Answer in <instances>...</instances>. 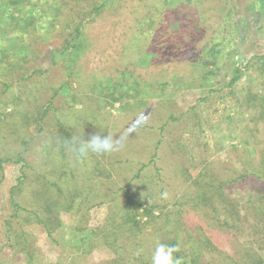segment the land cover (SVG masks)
Listing matches in <instances>:
<instances>
[{
  "label": "rangeland",
  "instance_id": "rangeland-1",
  "mask_svg": "<svg viewBox=\"0 0 264 264\" xmlns=\"http://www.w3.org/2000/svg\"><path fill=\"white\" fill-rule=\"evenodd\" d=\"M143 2L152 13L150 26L142 23ZM181 2L134 0L137 7L131 4L128 10L139 8L138 13L109 10L89 21L86 51L71 73L59 60L24 79L31 67L43 69L44 59L20 68L0 63V248L18 223L28 238L40 242L33 262L23 255L12 260L0 251V264H152L157 244L171 241L180 262L197 254L193 250L200 264H211L213 258L231 264L227 257L241 262L245 246L264 261V229L246 221V197L255 184L246 172L251 174L264 158V118L259 116L264 6L255 0H226L223 22V14L211 7L213 0H202L201 16L207 19L192 35L187 28L178 30ZM173 30L174 35L167 34ZM50 36V42L40 35L24 41L33 37L43 53L62 40ZM213 43L222 57L214 59L202 50ZM5 47L16 60L18 52L31 58L17 43ZM119 80L124 86H113ZM54 92L53 102L46 104ZM137 116L145 122L120 151L77 158L70 150L73 137L118 136ZM47 145L52 146L51 167L40 173ZM20 152L27 165L14 161ZM48 176L49 189L42 181ZM11 188L21 204L19 213L36 208L45 217L43 201L54 196L62 220L58 230L48 236L42 224L14 217ZM70 198L73 214L67 221L61 212ZM145 208L150 215L145 216ZM73 226L77 235H71ZM206 240L216 252L206 250Z\"/></svg>",
  "mask_w": 264,
  "mask_h": 264
},
{
  "label": "trees",
  "instance_id": "trees-1",
  "mask_svg": "<svg viewBox=\"0 0 264 264\" xmlns=\"http://www.w3.org/2000/svg\"><path fill=\"white\" fill-rule=\"evenodd\" d=\"M202 0H184L180 3L181 7H178L179 10L177 16L180 17L178 19V23H180L182 26H180L178 23V30L182 29H189L193 34L196 33V28L198 30L202 28L205 23L203 22L204 19H207V16L203 17L201 16L203 14L199 3ZM258 1L261 5L264 6V0H255ZM166 3V1H164ZM131 4H134L136 7V4H139L136 2L134 3V0H0V54H3V57L0 58V63L6 64L11 67L20 68L23 66V64L28 63L30 60L37 62V60H43L45 62V67L41 69L39 66H33L30 68V72L23 76L24 79L29 78L31 79V76H37L45 71H47L48 66H52L60 62H63V67L66 71L72 72L75 68L76 62L80 59V57L85 53L86 47L88 45L87 43V34L85 33L86 24L95 19L98 16H104L107 15V11H113L115 13H122L126 10L138 13V10H128V7L131 6ZM211 4V3H210ZM210 4L204 5L207 6V8H210ZM215 5L219 12L223 14V22L226 21L228 17V13L226 11V0H213L212 5ZM147 3L142 4L141 10H142V17L144 19L142 20V23L144 25L150 26L153 22L152 16H150L151 11L147 8ZM169 9V8H168ZM156 10V9H154ZM201 10V11H200ZM184 15V18H182ZM201 16V17H200ZM216 16V15H215ZM216 18V17H214ZM4 20V22L2 21ZM69 19V20H67ZM202 20V21H201ZM222 27V26H221ZM261 27H264V19L261 24ZM151 29V28H150ZM205 29V28H204ZM202 29L201 33L204 32ZM177 30V31H178ZM51 33L56 34V38H62L59 44L54 43L51 48H48L43 51V53L36 49L33 45L36 43L35 39L32 37L30 41L25 42L24 38L28 37L29 35H40L41 38L49 41V39L52 37L50 36ZM158 34H164L165 32H162L160 29L157 30ZM167 34L174 35L175 32L168 31ZM27 35V36H26ZM7 40H5V38ZM210 37V36H209ZM3 39L5 40V44H2ZM50 42V41H49ZM17 43V45H21L24 47L22 51H26L30 53L31 58H26V53L23 55H18V53H15V58L11 55H6V50H9V48L5 47L2 49L4 45L8 46L9 44L13 45ZM41 43V42H40ZM218 43V42H217ZM217 43H213L211 45L205 44L203 46V51L205 53H208L210 56L214 57V59H217V57H222L224 54L221 53V49L217 48ZM52 45V44H51ZM39 47V46H38ZM227 54H230V51L225 50ZM237 49L234 48L232 53H236ZM42 53V54H41ZM43 55V57L41 56ZM47 56L48 58H44ZM257 56V55H256ZM264 57V56H262ZM262 57H259L260 59H263ZM199 63H197L198 66ZM196 67V63L193 64L192 67ZM237 72L238 69H235ZM264 70V66H263ZM120 74V78L123 77L125 74L123 71L117 70ZM76 76L78 75V71L74 72ZM210 75V72L208 73ZM239 75H234L229 83H232L237 79ZM23 78L20 79V81L24 80ZM205 78V76H204ZM137 84L136 82H134ZM148 86L149 84H146ZM113 86H124L123 82L119 80V82L114 83ZM130 86V84H129ZM135 86V85H134ZM130 88H132L130 86ZM133 89H136L133 87ZM59 89V87L57 88ZM55 96V92L48 98L47 103H52L53 98ZM76 99V98H75ZM74 99V100H75ZM113 99H117L114 97ZM264 101V98H262V103ZM261 104V103H260ZM262 109L259 112V116L264 118V103L262 104ZM40 118V117H39ZM23 141V140H22ZM24 144V142H22ZM51 145H47L43 148L44 157L47 158V160L44 161V170L40 173H44L51 167L50 162V154H51ZM264 149H262V152ZM63 153L65 155V151L63 149ZM63 155V157H65ZM25 155L22 154V152L18 153L16 162L21 161L25 165L27 163L24 160ZM4 161L2 157H0V163ZM262 163L258 165L256 169H253L250 171L251 175L254 176L253 179H249L251 182V185L253 182L255 184L253 185L254 189L249 190V194L246 197V221H253L256 225L257 229H261L260 232L264 229V158L262 157ZM50 162V164H49ZM65 162V161H64ZM49 164V166H48ZM66 165V169H65ZM64 166L65 171L68 170L67 164L63 163L62 167ZM48 167V169H47ZM51 173H53L51 171ZM22 177L27 176L26 172H21ZM33 177V176H32ZM36 179V177H33ZM45 178V177H44ZM22 180V178H21ZM45 184V187L47 189L50 188V185H52V180L48 178H45V180H42ZM196 181V180H195ZM20 183H23L20 181ZM19 183V184H20ZM207 186H210L209 184ZM18 187V186H17ZM220 188V187H219ZM221 189V188H220ZM21 192V191H20ZM12 188L10 190V198L13 200V211L14 217H18L21 220H23L26 223L30 222H36L43 225V228L48 236H51L53 231H57L58 228L62 224L60 216H58V211L55 209V205H53V199L52 200L46 199L43 202L47 201L43 207L45 217H41L40 212L36 210V208H32V210H26L23 209V212L19 213L18 210L21 209V204L19 201L15 200L13 197ZM70 197V196H68ZM222 198L221 194L219 193V199ZM223 199V198H222ZM73 200V198H70L67 204V207L63 208L64 210L61 213L66 214L67 221H70V218L72 216V210L68 205H70V202ZM40 201V200H39ZM225 202L226 199L220 200V202ZM67 203V201H66ZM32 204V203H31ZM35 206V205H32ZM40 206V205H38ZM50 207V208H48ZM51 210V211H50ZM28 212V213H27ZM27 213V214H26ZM143 213L146 215H150L151 210L148 208L143 209ZM128 212H125V215H127ZM132 216V215H130ZM129 216V217H130ZM134 217V216H133ZM132 217V218H133ZM40 227V225H39ZM74 227V226H73ZM70 228L71 235H77L78 228L75 226L74 228ZM12 233L13 236L11 238L9 237L8 244H4L0 251L4 252L3 256H7L12 258V260H18L22 255L24 260H32L28 261V263H31L34 261V257L38 254V245H40L37 240H31L28 238L26 227H23L22 223H18V229L13 230ZM204 244H207L206 250L212 251L209 249V246L212 247L214 250L216 248L211 245V242L209 240H206ZM57 242V240L55 241ZM170 246H176V242H170ZM243 251L241 262H238L236 259H232L231 257H227L229 260H231V264H264V261L260 259L258 252L255 253V251H252V249L247 248L246 246L241 248ZM197 254H191L190 259L181 261L180 264H200V259L198 258V251L193 250L192 253ZM216 252V251H212ZM235 253L241 252L239 249H236L234 251ZM177 253V252H175ZM175 257V255H174ZM201 257V255H200ZM226 256H224L225 259ZM222 259L220 258H213L209 260L208 263L211 264H225V262L220 261ZM19 261H14L13 264H16ZM228 264V263H226Z\"/></svg>",
  "mask_w": 264,
  "mask_h": 264
},
{
  "label": "clouds",
  "instance_id": "clouds-1",
  "mask_svg": "<svg viewBox=\"0 0 264 264\" xmlns=\"http://www.w3.org/2000/svg\"><path fill=\"white\" fill-rule=\"evenodd\" d=\"M144 122L143 117L137 116L118 136L111 133L106 135L95 133L87 139L73 137L68 142L70 150L77 158H85L89 153L110 154L120 151L129 136L135 133ZM162 195L165 198L167 197V193H163ZM178 250L177 246L158 243L152 257V264H180V260L173 255Z\"/></svg>",
  "mask_w": 264,
  "mask_h": 264
}]
</instances>
